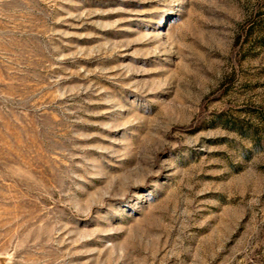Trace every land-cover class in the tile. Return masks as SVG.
Listing matches in <instances>:
<instances>
[{
    "label": "rangeland",
    "instance_id": "374dc122",
    "mask_svg": "<svg viewBox=\"0 0 264 264\" xmlns=\"http://www.w3.org/2000/svg\"><path fill=\"white\" fill-rule=\"evenodd\" d=\"M0 264H264V0H0Z\"/></svg>",
    "mask_w": 264,
    "mask_h": 264
}]
</instances>
